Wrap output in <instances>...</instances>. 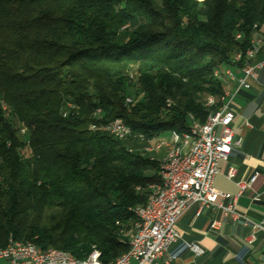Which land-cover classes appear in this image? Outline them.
<instances>
[{"label":"trees","instance_id":"16d2710c","mask_svg":"<svg viewBox=\"0 0 264 264\" xmlns=\"http://www.w3.org/2000/svg\"><path fill=\"white\" fill-rule=\"evenodd\" d=\"M257 31L264 0H0V247L128 251L161 163L134 143L204 122Z\"/></svg>","mask_w":264,"mask_h":264},{"label":"built area","instance_id":"2783aa9c","mask_svg":"<svg viewBox=\"0 0 264 264\" xmlns=\"http://www.w3.org/2000/svg\"><path fill=\"white\" fill-rule=\"evenodd\" d=\"M242 36V33H236ZM259 48L257 38H250L249 45L244 51H239L233 58V65H227V76L237 75V82L232 88H224L228 92V100L222 101L220 110L211 113L208 123H201L193 120L190 115L191 123L198 129L197 146L195 149L187 151L185 160L168 163L165 162V155L160 160L164 165V173H158L156 181L162 179L170 180V190L164 193L160 198H147L144 206L139 210L146 217V225L139 226V235L133 243L134 253L119 264H158L159 258L168 249V247L180 238L175 224L180 215L192 204L198 203L199 206H211L214 209H220L224 215L231 216L233 219L243 218L244 223L250 224L252 230H264V219L259 222H251L246 216L236 208V196H230L226 192L216 190L213 186V179L218 172V162L226 160L228 154L234 146H239L242 138L235 137L232 130V121L235 110L232 107L233 97L241 90L250 88V80L257 79L259 72L264 68V63H254V56ZM214 75L218 76L215 73ZM219 77V76H218ZM224 81V78H221ZM127 102L131 97L125 98ZM68 107H72L69 103ZM66 111L63 112V115ZM105 124H115L117 130H122L121 123L112 121L102 124L92 123L94 129L105 128ZM20 132L24 133L25 128L20 127ZM132 135V131H131ZM144 139L142 135H139ZM177 140L175 131H170L168 137L157 141V146L169 147L171 141ZM186 140V136H185ZM185 142V141H184ZM183 144V143H182ZM236 169L229 166L227 177L233 178ZM255 172L248 181L239 180L237 184L240 190H243L255 180ZM153 181L151 183H154ZM147 184V187L151 185ZM254 200H259L258 195ZM223 200H227L223 202ZM217 220H212L210 226L216 227ZM184 244L195 254H201L203 249L195 242H186ZM0 264H73L70 261L60 257L53 251H47L37 245L35 248L25 249H3L0 252ZM88 264H96L95 255L88 258Z\"/></svg>","mask_w":264,"mask_h":264},{"label":"crops","instance_id":"0c3cea01","mask_svg":"<svg viewBox=\"0 0 264 264\" xmlns=\"http://www.w3.org/2000/svg\"><path fill=\"white\" fill-rule=\"evenodd\" d=\"M250 84V88L239 91L232 99L235 115L231 126L234 136L242 141L232 148L226 160L218 162L213 186L236 196L237 210L251 222H259L264 219V68ZM166 136L148 140L146 145L154 146ZM144 144L137 142L134 147L139 149ZM165 151L163 146L147 153L160 161ZM229 166L236 169L233 178L226 175ZM255 172V180L240 190L237 181H248ZM256 195L257 201L253 199ZM212 220L219 222L216 227L210 226ZM175 227L180 238L162 254L158 264H264V230L253 231L243 218L235 220L220 209L192 203ZM184 241L197 243L203 252L195 254Z\"/></svg>","mask_w":264,"mask_h":264},{"label":"bare ground","instance_id":"6f19581e","mask_svg":"<svg viewBox=\"0 0 264 264\" xmlns=\"http://www.w3.org/2000/svg\"><path fill=\"white\" fill-rule=\"evenodd\" d=\"M254 27L256 28L257 25L254 24ZM254 36H253V38H257V45H259V48H258V50L254 56V63H264V36H262V34L258 31L254 34ZM240 38H241L240 36H237V39H240ZM237 54H239V53H237ZM215 73L220 78H224L223 83L225 84V88H232V87H234V84L237 82V75L227 76V66L226 65L223 66L222 68H215ZM216 100L219 103V105L217 106L216 109L211 110L209 112V114L207 115L205 121L201 122V123H208L209 119L211 118V113L216 111V110L221 109L222 101L228 100V92H224V90H223L222 94L219 95L218 98H216ZM212 102H213V98L211 96V98H209L208 102H206V103L212 104ZM97 111H100V110L97 109ZM193 120H195V119L193 118ZM112 122L113 123H121V126L123 127L122 130L116 131V135L114 137H116L118 139H125L131 135V131H130L129 127H127L122 122V120L115 119ZM92 127H94V126H92ZM103 129L107 130L110 134H113L115 132V124H107V125H105V128H103ZM175 133L177 136V140L171 141V143L169 144V147L164 146L166 148L165 162H168V163H176V162H180V161L185 160V158L187 157V151H189L191 149H195V147L197 146L198 129L195 128L193 123H191L188 131H186L182 134H180L176 131H175ZM185 136H186V140H185ZM161 147H163V146H157V142H156L154 144V146H151V145L142 146L141 148H139V151H140V153L141 152L145 153V152H150L152 149H159ZM159 173H164V165H161V163H160V172ZM147 190H148L147 198H149V197L150 198H160L162 195H164V193H168V190H170V180L169 179H162V181H160V182L151 183V185H149L147 187ZM142 206H144V204H140V205L133 207L134 208L133 212H134V215L136 217V220L134 222L133 231H132V233L129 237V240H128L129 243H133L135 241V238L139 235V226L137 225V223L139 222V225H146V217H143V212L139 210V208ZM35 247H37V245L30 243V242L24 243V242H19V241H15V240L10 239L6 245L0 247V252L3 249H9V248L10 249H25V248H35ZM45 250L53 251L56 254L60 255V257H63L64 259L70 261L73 264H88V258L91 255H95L96 264H105L100 260L99 251L96 249H92L86 255V257L82 260L76 259L71 254H69L68 252L61 250V249H58V248L48 247ZM133 253H134V246H133V244H129L128 251H126L125 253H123L119 257H117L115 259V261L112 262L111 264H119L122 260L127 259L129 257V255L133 254Z\"/></svg>","mask_w":264,"mask_h":264},{"label":"rangeland","instance_id":"374dc122","mask_svg":"<svg viewBox=\"0 0 264 264\" xmlns=\"http://www.w3.org/2000/svg\"><path fill=\"white\" fill-rule=\"evenodd\" d=\"M255 37V36H254ZM211 96L212 95H209L208 97H207V102H208V100H209V98H211ZM212 98H213V102H212V104H215V103H217V100H216V98H218V97H215V96H212ZM168 134V133H167ZM167 134H165V135H167ZM168 136H166V137H164V138H167ZM152 145L154 144V142L153 143H151ZM23 152L25 153V154H28L29 153V149H27L26 147L23 149ZM129 229H132V226L129 228ZM131 231L129 232L128 231V235H129V237H130V235H131Z\"/></svg>","mask_w":264,"mask_h":264}]
</instances>
